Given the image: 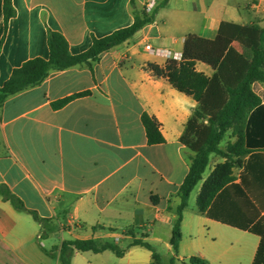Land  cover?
<instances>
[{"label":"crops","instance_id":"0c3cea01","mask_svg":"<svg viewBox=\"0 0 264 264\" xmlns=\"http://www.w3.org/2000/svg\"><path fill=\"white\" fill-rule=\"evenodd\" d=\"M149 1L13 0L16 15L6 25L0 0V89L25 62L49 59V30L63 34L71 54L79 55L94 38L131 26L134 11ZM155 9V21L132 39L90 65L51 72L0 108V185L27 208L20 211L0 195V264H61L64 241L91 238L115 242L125 253L76 252L72 264H152V251L131 245L135 239L150 243L163 264L170 263L179 191L194 155L181 138L199 103L154 75L149 64L165 66L167 59L146 46L183 53L189 35L214 40L223 22L264 28V0H157ZM233 46L242 51L238 42ZM195 67L207 77L215 73L203 62ZM254 88L264 104V83ZM76 94L83 95L53 107ZM144 114L159 122L164 143L148 142ZM236 141L229 131L220 148ZM211 160L210 174L191 192L183 212L177 264H189L191 257L210 264H253L261 237L197 206L205 180L225 162L216 154ZM242 171L233 168L235 184L241 183ZM32 212L49 221L47 230Z\"/></svg>","mask_w":264,"mask_h":264},{"label":"trees","instance_id":"16d2710c","mask_svg":"<svg viewBox=\"0 0 264 264\" xmlns=\"http://www.w3.org/2000/svg\"><path fill=\"white\" fill-rule=\"evenodd\" d=\"M5 23L16 15L13 0H4ZM157 10H135V22L103 38H94L86 52L73 55L66 37L49 30V59L36 58L25 62L13 71L10 79L0 89V108L5 101L20 92L40 85L53 71L74 66L90 65L107 51L132 39L137 32L155 21ZM238 42L242 51L233 46ZM203 62L215 71L212 77L196 70V63ZM156 77L166 78L180 92L192 96L199 108L188 121L181 142L193 152L189 173L185 178L179 197L177 220L173 226L171 246L174 256L169 264H177L176 254L181 241L183 212L188 206L191 192L203 180L210 156L216 154L225 159L218 164L205 180L197 198L199 210L224 224L249 231L261 237L253 264H264V104L254 85L264 83V28L223 22L217 37L209 40L189 35L185 41L181 61L167 60L165 66L149 64ZM65 98L53 104L61 108L77 96ZM209 119V124L204 120ZM148 142H165L160 124L148 114L142 117ZM232 131L237 141L220 148L226 134ZM249 158L243 161L244 157ZM243 167L241 183L235 184L233 168ZM0 195L20 211H27L24 202L6 186L0 185ZM156 202L157 197H152ZM34 218L43 223L48 220ZM47 232V231H46ZM45 232V233H46ZM131 245H141L152 251V264H163L161 255L143 239H135ZM113 251L122 257L125 253L115 242H100L95 238L64 241L60 248L61 264H72L76 252L101 253ZM46 251V250H45ZM52 255L51 252L46 251ZM189 264H210L199 257L189 258Z\"/></svg>","mask_w":264,"mask_h":264},{"label":"built area","instance_id":"2783aa9c","mask_svg":"<svg viewBox=\"0 0 264 264\" xmlns=\"http://www.w3.org/2000/svg\"><path fill=\"white\" fill-rule=\"evenodd\" d=\"M157 4V0H150L146 5L145 9L147 12H153ZM146 50L148 52H151L157 56H160L162 58H165L167 60H176V61H181L183 58V53L181 52H175L170 49H160V48H155L152 45H147Z\"/></svg>","mask_w":264,"mask_h":264},{"label":"rangeland","instance_id":"374dc122","mask_svg":"<svg viewBox=\"0 0 264 264\" xmlns=\"http://www.w3.org/2000/svg\"><path fill=\"white\" fill-rule=\"evenodd\" d=\"M228 140H229V138L227 137V138L224 140V142H222V143H223L222 146L224 145V147H226V144L228 143ZM212 167H213V161L211 160L210 163H209V166L207 167V169H206V171H205V173H204V175H203V178L207 177V176L210 174V171H211ZM148 241L152 242V240H150V238H148ZM152 243H153V242H152ZM156 247H157L158 251H159L162 255H165V252H163V247H162V245H158V244H156Z\"/></svg>","mask_w":264,"mask_h":264}]
</instances>
